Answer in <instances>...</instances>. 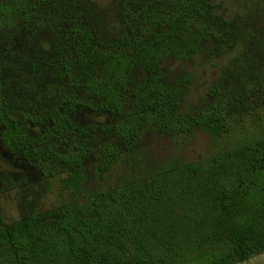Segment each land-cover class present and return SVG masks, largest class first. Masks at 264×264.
I'll list each match as a JSON object with an SVG mask.
<instances>
[{
  "label": "trees",
  "instance_id": "16d2710c",
  "mask_svg": "<svg viewBox=\"0 0 264 264\" xmlns=\"http://www.w3.org/2000/svg\"><path fill=\"white\" fill-rule=\"evenodd\" d=\"M134 1L119 0L125 31L108 42L76 18L78 10L61 19L67 28L63 36L71 45L55 62L65 86L47 90L54 102L45 113L32 111L23 118L45 124V133L66 143L63 151L26 148L30 134L7 102L0 100L4 148L26 150L36 161L53 158L67 171L63 185L73 191L82 186L83 159L91 153L103 174L148 129L174 138L200 129L220 140L235 128L247 106L244 95L218 87L208 92L204 108L181 113L178 89L162 77L161 60L186 59L208 41L227 43L232 22L216 15L209 0H165L164 7L150 12ZM61 2L5 0L0 2V13L6 21L48 24L42 15ZM228 45L233 46L234 39ZM42 65L52 68L46 62ZM260 85L264 90L261 80L244 90L252 92ZM80 106L111 119L98 128L77 124L71 113ZM97 130L113 142H100L93 150ZM235 159L234 149H223L212 154L207 165L187 164L135 182L119 181L88 193L84 202L64 203L13 222H4L0 212V264L245 261L264 252V138L251 144L247 174L237 168Z\"/></svg>",
  "mask_w": 264,
  "mask_h": 264
},
{
  "label": "rangeland",
  "instance_id": "374dc122",
  "mask_svg": "<svg viewBox=\"0 0 264 264\" xmlns=\"http://www.w3.org/2000/svg\"><path fill=\"white\" fill-rule=\"evenodd\" d=\"M209 1L216 15L232 22L227 43L208 41L186 59L161 60L160 68L163 79L178 89L177 110L181 113L204 108L213 88H229L244 95L247 106L235 128L220 140L200 129L181 138L145 130L131 150H123L103 174L98 172L94 153L84 158L83 183L76 191L63 185L67 171L53 158L36 161L29 158L26 150L10 152L0 137V212L4 222L43 214L64 203L84 202L88 193L104 190L119 181L135 182L140 177L187 164L207 165L212 154L223 149H234L235 165L248 173L251 144L264 138V90L261 85L252 92L244 90L252 82L264 83V0ZM0 2L5 4V0ZM134 2L138 8L150 12L164 7L165 0ZM118 4L119 0H62L42 15L48 24L35 20L26 24L16 19L6 21L0 13V100L7 102L30 134L31 142L26 148L49 152L66 148L64 141L45 133V124L23 118L32 111L45 113L54 102L48 99L47 90L54 92L65 86L55 62L71 45L69 38L63 36L67 28L61 19L73 9L78 10L80 17L76 18L88 24L98 39L108 42L125 31ZM214 22L219 23L218 19ZM232 39L234 45L229 46L228 40ZM43 62L52 64V68L41 66ZM71 116L77 124L96 128L111 119L106 113L82 106L76 107ZM93 137V150L100 142L112 141L99 130L93 132ZM234 264H264V252Z\"/></svg>",
  "mask_w": 264,
  "mask_h": 264
}]
</instances>
